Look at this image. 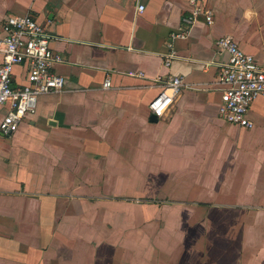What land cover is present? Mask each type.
Instances as JSON below:
<instances>
[{
  "label": "crops",
  "instance_id": "obj_1",
  "mask_svg": "<svg viewBox=\"0 0 264 264\" xmlns=\"http://www.w3.org/2000/svg\"><path fill=\"white\" fill-rule=\"evenodd\" d=\"M203 5L211 25L185 23L190 0H0V24L38 20L66 80L0 135V264H264V97L241 128L216 85L225 36L264 69V0Z\"/></svg>",
  "mask_w": 264,
  "mask_h": 264
},
{
  "label": "built area",
  "instance_id": "obj_2",
  "mask_svg": "<svg viewBox=\"0 0 264 264\" xmlns=\"http://www.w3.org/2000/svg\"><path fill=\"white\" fill-rule=\"evenodd\" d=\"M204 0H190L193 17L185 19L193 26L200 17L213 23L212 12L203 5ZM140 12L144 6H140ZM188 32L172 35L186 38ZM172 48L167 66H171L176 54ZM216 48L228 55V61L220 70L217 86L221 92L220 115L229 124L251 128L248 114L253 102L264 97V69L254 56L242 51L232 37L225 36L216 41ZM0 110L6 113L0 120V135L15 134L27 115L33 114L40 97L63 92L65 78L56 72V66L63 61L52 48V41L38 20L31 14L10 15L0 24ZM23 68V81H19L15 70ZM184 86V79L173 76L166 81L159 94L149 103V110L157 119L164 118ZM104 89L111 88V78L103 83Z\"/></svg>",
  "mask_w": 264,
  "mask_h": 264
},
{
  "label": "water",
  "instance_id": "obj_3",
  "mask_svg": "<svg viewBox=\"0 0 264 264\" xmlns=\"http://www.w3.org/2000/svg\"><path fill=\"white\" fill-rule=\"evenodd\" d=\"M152 118H153L154 121H157L158 120L155 116H152Z\"/></svg>",
  "mask_w": 264,
  "mask_h": 264
}]
</instances>
